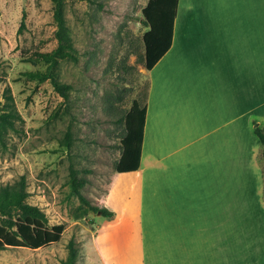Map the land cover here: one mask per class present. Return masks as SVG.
<instances>
[{
	"label": "crops",
	"instance_id": "1",
	"mask_svg": "<svg viewBox=\"0 0 264 264\" xmlns=\"http://www.w3.org/2000/svg\"><path fill=\"white\" fill-rule=\"evenodd\" d=\"M147 72L139 166L112 174L88 262L264 264V0H178Z\"/></svg>",
	"mask_w": 264,
	"mask_h": 264
},
{
	"label": "rangeland",
	"instance_id": "2",
	"mask_svg": "<svg viewBox=\"0 0 264 264\" xmlns=\"http://www.w3.org/2000/svg\"><path fill=\"white\" fill-rule=\"evenodd\" d=\"M63 1L75 56L57 61L59 79L71 85L67 100L48 80L24 75L44 70L47 64L35 56L57 46L52 1L0 0V109L12 103L21 118L0 138V185L23 175L27 201L46 213L49 225L64 224L54 244L1 249L0 264H62L71 239L78 251L75 263L90 264L88 235L104 217L71 192L69 167L87 179L80 192L102 206L121 151L123 125L115 119L133 100L146 103L150 76L142 36L148 27L142 8L148 0ZM5 88L11 101L4 98ZM254 120V125L264 122L259 115L251 125ZM258 160L264 176L262 155Z\"/></svg>",
	"mask_w": 264,
	"mask_h": 264
},
{
	"label": "trees",
	"instance_id": "3",
	"mask_svg": "<svg viewBox=\"0 0 264 264\" xmlns=\"http://www.w3.org/2000/svg\"><path fill=\"white\" fill-rule=\"evenodd\" d=\"M53 4V19L56 23L55 37L57 46L49 52H39L35 60L47 64L44 70L25 71L29 80L44 82L48 80L53 89L67 100L71 85L59 79L57 72L58 59H75L73 46L67 34L63 15V0H51ZM178 0H148L142 8L144 19L142 23L148 27L142 39L144 42V66L150 70L158 59L166 52L171 43L173 22ZM5 99L12 100L9 88H5ZM120 99V95L116 97ZM111 105V103H110ZM146 104L140 105L133 100L131 106L115 121L123 125L120 136L121 151L115 163V171H134L139 166L143 139V127ZM21 119L12 103H7L0 109V138L7 128H14V120ZM255 121L253 122V124ZM253 133L261 145V155L264 160V122L253 126ZM69 145V134H67ZM87 182L83 176H78L77 169L69 167V185L79 201L93 212L110 219L114 213L104 206H96L86 198L80 188ZM29 192L25 177L22 175L13 184L0 185V250L7 247H26L36 249L56 243L63 232L64 224L49 225L46 213L34 203L27 201ZM78 251L74 240L67 244V255L62 264H76Z\"/></svg>",
	"mask_w": 264,
	"mask_h": 264
},
{
	"label": "water",
	"instance_id": "4",
	"mask_svg": "<svg viewBox=\"0 0 264 264\" xmlns=\"http://www.w3.org/2000/svg\"><path fill=\"white\" fill-rule=\"evenodd\" d=\"M257 125H258V123H256V124H255V126H257ZM97 213H98V214H100V212H99V211H98Z\"/></svg>",
	"mask_w": 264,
	"mask_h": 264
},
{
	"label": "bare ground",
	"instance_id": "5",
	"mask_svg": "<svg viewBox=\"0 0 264 264\" xmlns=\"http://www.w3.org/2000/svg\"><path fill=\"white\" fill-rule=\"evenodd\" d=\"M149 124H150V122H149ZM145 156H147V155H144V157H145ZM145 158H146V157H145ZM146 159H147V158H146Z\"/></svg>",
	"mask_w": 264,
	"mask_h": 264
}]
</instances>
